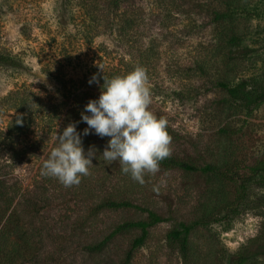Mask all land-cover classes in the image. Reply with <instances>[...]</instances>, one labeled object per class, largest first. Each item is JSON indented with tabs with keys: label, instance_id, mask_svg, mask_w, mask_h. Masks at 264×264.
Returning <instances> with one entry per match:
<instances>
[{
	"label": "rangeland",
	"instance_id": "1",
	"mask_svg": "<svg viewBox=\"0 0 264 264\" xmlns=\"http://www.w3.org/2000/svg\"><path fill=\"white\" fill-rule=\"evenodd\" d=\"M0 54L11 58L0 63V181L41 251L35 264H121L130 251L131 264H264V185L246 184L264 163V103L220 87L264 75V0H0ZM136 66L148 76L149 110L167 121L170 156L224 175L160 166L140 185L104 160L110 138L93 133L81 136L96 157L78 185L43 176L56 134L87 127L81 112L103 75ZM107 199L164 221L140 248L131 230L91 252L148 216L100 209ZM180 223H197L186 258L169 237Z\"/></svg>",
	"mask_w": 264,
	"mask_h": 264
},
{
	"label": "clouds",
	"instance_id": "2",
	"mask_svg": "<svg viewBox=\"0 0 264 264\" xmlns=\"http://www.w3.org/2000/svg\"><path fill=\"white\" fill-rule=\"evenodd\" d=\"M88 83L99 84V79L93 75ZM100 88L99 97L89 100L81 112V121L87 124L83 133L77 131L75 123L57 133L58 145L42 161L41 174L56 178L64 187L78 185L90 174L96 157L92 149L85 153L81 136L94 133L110 138L102 153L104 160L118 161L123 174L143 185L145 175L159 172L160 162L171 155L172 140L167 121L149 110L146 70L136 66L123 75H103Z\"/></svg>",
	"mask_w": 264,
	"mask_h": 264
},
{
	"label": "trees",
	"instance_id": "3",
	"mask_svg": "<svg viewBox=\"0 0 264 264\" xmlns=\"http://www.w3.org/2000/svg\"><path fill=\"white\" fill-rule=\"evenodd\" d=\"M240 41L241 40L239 37L234 36L231 38L230 43L238 45ZM9 61H11V58L0 54V63L4 64ZM220 87L228 90L232 95H237L242 91V93L245 96H249L250 99H252L251 96H253L255 102H257L258 104L264 103V75L262 76L261 80H251L242 83L239 88L231 89L227 84H220ZM76 98H78V96H76L75 99ZM76 106L77 105L75 104L74 108ZM160 166L168 169H180L195 173H212L217 177H222L224 175L217 167L210 165L205 167H196L171 156L161 161ZM253 177H260L261 183L264 185V163L252 169V176L251 178L247 179L246 184L250 183ZM14 197L15 196H12V194L7 192L6 183L0 181V264H35L37 258L40 260V258L42 257L41 251L38 249V245L34 241V237L28 234L26 225L20 219L21 215H19L17 209L13 208V205L15 203ZM99 208H134L146 212L148 216L145 220L128 222L118 226L113 234L109 238H107V240L95 246L90 245L86 248L91 252L103 250L107 244V241H109L114 235L131 230L140 231V237L134 242L133 250L140 248L144 246L146 240L148 239L150 229L164 221V218L154 211L142 208L139 205H135L132 202L125 200L117 201L107 199L99 206ZM196 227L197 223H180L178 228L173 230L169 236L170 239H172L174 243L178 245L182 256L185 258L189 253L191 233L194 229H196ZM132 260L133 251H130L126 255L124 262L121 264H131ZM246 261L247 260L243 258V260L239 264H244Z\"/></svg>",
	"mask_w": 264,
	"mask_h": 264
}]
</instances>
